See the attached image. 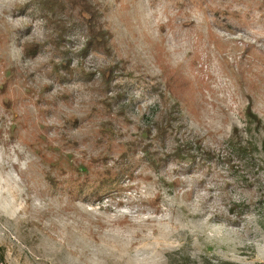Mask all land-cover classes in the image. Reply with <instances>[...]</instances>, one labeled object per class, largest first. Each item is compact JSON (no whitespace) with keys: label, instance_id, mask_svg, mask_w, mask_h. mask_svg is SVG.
<instances>
[{"label":"rangeland","instance_id":"rangeland-1","mask_svg":"<svg viewBox=\"0 0 264 264\" xmlns=\"http://www.w3.org/2000/svg\"><path fill=\"white\" fill-rule=\"evenodd\" d=\"M45 1L0 0V261L264 262V0Z\"/></svg>","mask_w":264,"mask_h":264},{"label":"trees","instance_id":"trees-1","mask_svg":"<svg viewBox=\"0 0 264 264\" xmlns=\"http://www.w3.org/2000/svg\"><path fill=\"white\" fill-rule=\"evenodd\" d=\"M43 3L42 6L45 8L46 11H48L51 15L55 13V10H68L67 15L73 16V14L77 13L80 17H83L84 14H87L89 16H93L95 14L94 10V4L91 3L90 0H46L45 2H40ZM84 18V17H83ZM182 152L185 150H181ZM187 154H180L179 152L174 153L172 155L175 158H180L183 159L185 158ZM191 157L193 160L196 156L193 155H188ZM112 179L106 178V183L110 182ZM104 184V185H105ZM104 185L99 187H96V194L103 193L106 191L107 188H104Z\"/></svg>","mask_w":264,"mask_h":264},{"label":"built area","instance_id":"built-area-1","mask_svg":"<svg viewBox=\"0 0 264 264\" xmlns=\"http://www.w3.org/2000/svg\"><path fill=\"white\" fill-rule=\"evenodd\" d=\"M0 264H3V263L0 261ZM259 264H264V262L261 261V262H259Z\"/></svg>","mask_w":264,"mask_h":264}]
</instances>
